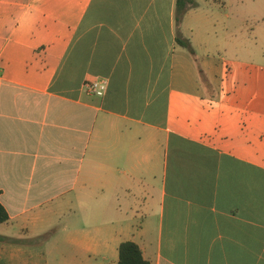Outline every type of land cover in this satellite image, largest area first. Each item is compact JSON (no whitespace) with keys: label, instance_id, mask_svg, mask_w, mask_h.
I'll return each instance as SVG.
<instances>
[{"label":"crops","instance_id":"1","mask_svg":"<svg viewBox=\"0 0 264 264\" xmlns=\"http://www.w3.org/2000/svg\"><path fill=\"white\" fill-rule=\"evenodd\" d=\"M227 9L0 0V264H264V31Z\"/></svg>","mask_w":264,"mask_h":264},{"label":"trees","instance_id":"2","mask_svg":"<svg viewBox=\"0 0 264 264\" xmlns=\"http://www.w3.org/2000/svg\"><path fill=\"white\" fill-rule=\"evenodd\" d=\"M178 1V20L180 21L184 14L187 12L188 5H193L194 0H177ZM189 46V43H184ZM9 221V214L0 202V224ZM118 264H150L143 258L140 247L132 242L126 241L119 247V262Z\"/></svg>","mask_w":264,"mask_h":264},{"label":"rangeland","instance_id":"3","mask_svg":"<svg viewBox=\"0 0 264 264\" xmlns=\"http://www.w3.org/2000/svg\"><path fill=\"white\" fill-rule=\"evenodd\" d=\"M241 1L245 2L248 6V9L257 15L258 17L254 20L253 24H250L251 31H254V38H259L261 40V36L264 31V23L262 21V16L264 13V0H217V3L222 4L223 2H226L228 6L230 7V10L233 11V7L236 5V3H240ZM230 10L227 9V12L230 14ZM234 25H232L233 27ZM254 41V40H252ZM263 42V40L261 41ZM262 45H257L253 43L252 50L251 51H263Z\"/></svg>","mask_w":264,"mask_h":264},{"label":"built area","instance_id":"4","mask_svg":"<svg viewBox=\"0 0 264 264\" xmlns=\"http://www.w3.org/2000/svg\"><path fill=\"white\" fill-rule=\"evenodd\" d=\"M107 86H108L107 80H95V81H86L83 87L88 93L93 94L97 97H102L107 90Z\"/></svg>","mask_w":264,"mask_h":264}]
</instances>
